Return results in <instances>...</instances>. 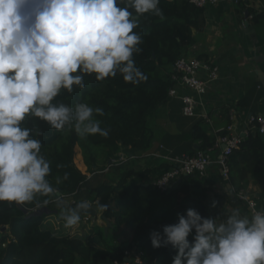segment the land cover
<instances>
[{
  "label": "clouds",
  "instance_id": "9594fccd",
  "mask_svg": "<svg viewBox=\"0 0 264 264\" xmlns=\"http://www.w3.org/2000/svg\"><path fill=\"white\" fill-rule=\"evenodd\" d=\"M159 5L160 0H0V203L32 210L54 203L68 229L90 213L87 200L65 205L49 181L42 142L22 124L32 116L62 134L74 131L81 140L107 137L96 119L105 115L102 108L54 101L62 91L83 90L85 76L102 82L119 73L125 83L145 82L134 60L142 37L134 30L147 14L163 21ZM150 240L156 249L176 250L172 264H264V209L251 216L236 209L226 219L188 209L178 223L153 231Z\"/></svg>",
  "mask_w": 264,
  "mask_h": 264
},
{
  "label": "trees",
  "instance_id": "16d2710c",
  "mask_svg": "<svg viewBox=\"0 0 264 264\" xmlns=\"http://www.w3.org/2000/svg\"><path fill=\"white\" fill-rule=\"evenodd\" d=\"M159 7L165 19L147 14L140 18L142 51L134 54L136 66L147 75V80L138 85L125 83L117 73L115 78L97 81L95 76H85V88H75L72 93L62 91L54 102L75 105L86 102L102 108L105 115L97 116L108 136H89L81 140L73 131L62 134L46 122L29 116L22 126L33 129V136L42 142L41 153L50 162L49 181L63 195L65 205L74 207L81 200L93 205L99 201L101 216L112 223L111 230H123L129 242L97 248L83 237L68 230H57L50 219L57 214L63 221L54 203L46 208L32 210L33 206H18L0 203V264H98L108 260L110 264L123 261L126 251L137 250L143 254L145 264H172L176 250L170 245L156 249L150 234L162 233L165 225L178 223L179 215L194 209L206 217V208L201 201L205 194L203 183L197 177L172 182L165 190L155 183H130L134 177H144L147 172H135L119 162L121 155L137 156L153 149L155 135L151 117L169 98V90L175 84L171 79L173 66L194 44L193 29L204 24V8H197L185 0H160ZM254 15L253 19H258ZM42 135L35 136V131ZM194 137L199 141V151L210 153L216 138L203 126H197ZM197 152L189 154L194 156ZM80 154L86 167L84 174L75 159ZM244 169H240V165ZM232 187L243 189L245 170H252L264 181V141L258 133H252L234 150L228 160ZM165 165L162 166L164 168ZM67 174V179H65ZM88 174L92 177L89 179ZM182 179V181H180ZM59 181V183L57 182ZM87 193V197L82 195ZM43 200L44 197H38ZM68 199H72L69 203ZM106 205L107 207H101ZM42 210L39 215L36 211ZM90 215H83L82 218ZM81 218V219H82ZM98 220V216L95 221ZM64 222V221H63ZM6 228L5 231H2ZM104 241V228L95 225ZM193 234L189 240L192 242Z\"/></svg>",
  "mask_w": 264,
  "mask_h": 264
},
{
  "label": "crops",
  "instance_id": "0c3cea01",
  "mask_svg": "<svg viewBox=\"0 0 264 264\" xmlns=\"http://www.w3.org/2000/svg\"><path fill=\"white\" fill-rule=\"evenodd\" d=\"M255 14L259 18L254 20ZM192 37L194 44L188 48L185 56L213 62L220 68V78L201 97L187 88L175 87L179 96L195 98L198 103L196 113L191 117L185 116L182 100L169 96L166 104L150 119L155 135L152 151L127 156L124 162L131 171H149L144 177L132 178L130 183L148 185L171 168L164 158L152 154L176 157L198 152L200 142L194 137L197 126H203L209 134L218 137L230 123L231 115H234L238 127H245L251 116H264V0H220L217 5L205 7L204 24L201 28L193 29ZM262 139L264 141V136ZM209 154L212 158L216 157L215 152ZM80 162L83 166L79 165V169L87 174L83 160ZM240 169H244L243 164ZM252 172L248 169L244 171L245 180L240 183L243 185L240 191L256 201L262 210L264 181ZM88 177L90 179L92 176L88 174ZM195 177L203 183L206 191L201 201L205 205L207 218L226 219L227 213L236 209L241 215L251 216L247 204L232 187L230 177L224 178L217 165H210L204 175ZM82 196L86 198L87 193ZM214 201L217 202L216 207H212ZM68 202L71 203L72 199H68ZM50 221L52 224L57 221L63 227V221H59L57 214ZM97 225L104 229L106 227L101 212L98 213ZM122 231L115 230L118 245L121 244L119 235L129 242V237L123 236ZM70 232L73 233L72 230Z\"/></svg>",
  "mask_w": 264,
  "mask_h": 264
},
{
  "label": "built area",
  "instance_id": "2783aa9c",
  "mask_svg": "<svg viewBox=\"0 0 264 264\" xmlns=\"http://www.w3.org/2000/svg\"><path fill=\"white\" fill-rule=\"evenodd\" d=\"M188 4L197 8H205L209 5H217L220 0H185ZM204 75V77H202ZM220 78V68L211 61H205L196 57H182L173 66L171 79L175 86L169 90L170 97H179L183 102V113L185 116L191 117L196 113L197 101L189 95L179 96L175 87L180 86L187 88L197 94L199 97L205 95L210 86ZM234 115L230 116V123L216 138L214 146L210 152H215L216 157L212 158L207 152H197L194 156H162L152 154V156L164 158L170 163L171 168L164 172L154 183L161 189L165 190L172 182L184 176L204 175L207 168L215 164L217 165L224 178H229L228 160L234 150L240 148L241 143L252 133H260V129L264 127V116H251L245 127H238L235 124ZM163 149V147H161ZM129 158V157H128ZM127 156L122 154L119 162L113 161L112 164L124 163ZM238 197L247 204L251 215L259 211L258 203L249 199L247 195L240 191ZM85 221L89 222V217H85ZM113 264H145L143 254L137 250L126 251L123 261H115Z\"/></svg>",
  "mask_w": 264,
  "mask_h": 264
},
{
  "label": "rangeland",
  "instance_id": "374dc122",
  "mask_svg": "<svg viewBox=\"0 0 264 264\" xmlns=\"http://www.w3.org/2000/svg\"><path fill=\"white\" fill-rule=\"evenodd\" d=\"M81 160H83L82 156L80 154H78L76 159H75V162H76L77 166H79V165L81 167L83 166L81 164V162H80ZM85 217L86 216H84L81 219L80 223L77 226H75V227H73L71 229L65 228L64 222H63V227L62 228L60 227L59 224H57V221H55L53 224H54V227L57 230L66 229V230H69V231L72 230L73 233L77 232L75 234H78L79 236L83 237L84 240L87 243L93 242L95 247L101 248L102 250L105 249L106 244L109 246V245H112L114 243V239L116 237L115 236L116 233H115L114 230L110 231V236L108 238H106L107 239V243H106V241H104L103 236L101 235L100 231H98L97 229L94 228L95 225H97V221L93 222V220H92L91 222H86L85 221ZM104 235L106 237L108 236V233H105V229H104ZM118 238H119L118 241L121 242V244H120L121 246L126 243L121 235H119ZM97 263L98 264H110V262L108 260H104V261L101 260L100 261V259L97 260ZM78 264H81V263H78Z\"/></svg>",
  "mask_w": 264,
  "mask_h": 264
},
{
  "label": "water",
  "instance_id": "95a60500",
  "mask_svg": "<svg viewBox=\"0 0 264 264\" xmlns=\"http://www.w3.org/2000/svg\"><path fill=\"white\" fill-rule=\"evenodd\" d=\"M234 1H236V0H234ZM238 1H241V0H238ZM191 177H195V176L194 175L184 176V179H189ZM180 181H182V179ZM42 212H43L42 210L36 211L34 213V215H39ZM100 212H101V208L99 207V205L95 204V205H93V208L91 209L90 213H87L86 215H90L93 218V221H94L95 218L98 216V213H100ZM102 219L106 222L105 233H109L110 229L113 228V225H112L111 222L107 221L105 219V217H102ZM5 230H6V228H3L2 231H5Z\"/></svg>",
  "mask_w": 264,
  "mask_h": 264
}]
</instances>
